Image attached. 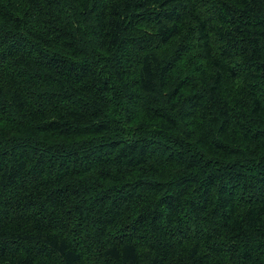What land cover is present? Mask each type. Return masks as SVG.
<instances>
[{
  "label": "trees",
  "instance_id": "1",
  "mask_svg": "<svg viewBox=\"0 0 264 264\" xmlns=\"http://www.w3.org/2000/svg\"><path fill=\"white\" fill-rule=\"evenodd\" d=\"M0 264H264V0H0Z\"/></svg>",
  "mask_w": 264,
  "mask_h": 264
}]
</instances>
